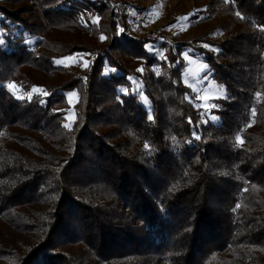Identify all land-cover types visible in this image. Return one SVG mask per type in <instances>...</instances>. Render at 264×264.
<instances>
[{"label": "trees", "instance_id": "16d2710c", "mask_svg": "<svg viewBox=\"0 0 264 264\" xmlns=\"http://www.w3.org/2000/svg\"><path fill=\"white\" fill-rule=\"evenodd\" d=\"M110 1L0 0V264H264V0L205 1L195 19L221 38L175 46L129 37ZM102 35L88 70L58 79L55 57L85 50L60 38ZM185 46L225 88L216 124L182 82ZM11 81L47 95L17 100Z\"/></svg>", "mask_w": 264, "mask_h": 264}, {"label": "rangeland", "instance_id": "374dc122", "mask_svg": "<svg viewBox=\"0 0 264 264\" xmlns=\"http://www.w3.org/2000/svg\"><path fill=\"white\" fill-rule=\"evenodd\" d=\"M205 1L208 0H133L135 8L132 16L130 18H125V32L129 37L135 39L158 38L161 40L160 42H165L171 46L191 43L197 37L203 39H208V36L210 35L218 37L217 33L213 32L215 28L214 22L206 24L198 18L195 19L199 9H201L202 4H204ZM13 9H18V6H15ZM139 13H144V17L141 20H138ZM115 14L121 15L120 13ZM22 17L25 18V16ZM182 17H186L187 19H180ZM92 21L97 22L98 19L93 18ZM120 29L121 28H118L116 31L117 35H120ZM60 39L63 40V42H66L65 44L77 45L85 49L84 51H77L67 56L55 57L54 64L64 69V72L58 76V79H63L65 81L71 79V77H74L77 74L87 71L91 61L96 56L94 49H101L106 41L105 39L103 41L100 40L97 45H93L84 38L77 40L64 36ZM198 47L213 52L216 51L213 46L205 43H199ZM146 49L150 54H153L158 59L164 58V51L159 48L158 44L147 45ZM180 51V59L183 63L182 82L191 90L192 96L190 101L201 111L200 122L203 125L208 123L216 124L219 121V116L215 113V110L218 108L216 100L224 99L226 97L225 88L223 87V93L219 91V88L222 85L212 79V73L209 72L208 66L203 62V57L193 50V48L185 46L182 47ZM43 52V50L40 51V53ZM184 55H187L189 60L186 61L184 59ZM69 57H72V59H69ZM189 61H191V63ZM85 64L87 67H85ZM135 68L137 72L144 73V62L139 61L135 65ZM107 71L108 69L106 72ZM197 73L198 75H194ZM55 77H57V73L46 76L44 80L42 79V82L46 86H55ZM129 81L131 83L129 90L130 93L135 95L141 105L149 114H151L150 102L148 101L147 104L144 103V98H146V96L144 94L141 81L136 76L129 77ZM9 84L15 85V87L9 88ZM4 86L6 90L17 100L30 99L34 95L45 96L44 93H46L43 87H32L29 92H23L14 81H11ZM33 89H36V91H33ZM71 93H76V95L72 97V103L69 104L68 96ZM120 93L126 94L128 91L124 88H120ZM65 95L67 98L68 109L64 116L63 125L69 123L71 127L73 122L65 119V117L74 116L75 118L74 106L78 101L79 95L77 91H71ZM205 95L218 98L210 99L205 102L202 99ZM213 105L215 107H212ZM211 117H216V119L213 120ZM78 248V246H66L62 249V251L68 257H80L81 252L78 251Z\"/></svg>", "mask_w": 264, "mask_h": 264}, {"label": "snow or ice", "instance_id": "6c2138e0", "mask_svg": "<svg viewBox=\"0 0 264 264\" xmlns=\"http://www.w3.org/2000/svg\"><path fill=\"white\" fill-rule=\"evenodd\" d=\"M225 2L227 3V0H225ZM237 15L239 16L240 14L237 13ZM241 18H243V17H241ZM180 19H187V18H186V17H182V18H180ZM120 31H123V29H120ZM100 39L103 41V40L105 39V37L102 35V36L100 37ZM69 59H72V57H69ZM184 59L187 61V60H189V57H188L187 55H184ZM189 62L191 63V61H189ZM85 67H87L86 64H85ZM202 67H203V66H202ZM138 71H141V70H138ZM157 75H159V72H157ZM194 75H198V73H197V74H194ZM8 87H9V88H14L15 85L9 84ZM33 91H36V89H33ZM219 91H220L221 93H223V91H224L223 86H220ZM44 94L47 95V93H44ZM75 95H76V93H71V94H69V96H68V102H69V104L72 103V97H74ZM257 96H259V94H257ZM214 98H218V97H210V96H207V95H205V96L202 97L203 101H205V102L208 101V100H210V99H214ZM144 103H145V104L148 103V100H147L146 98H144ZM212 107H215V106L213 105ZM252 114H253V116L255 115V110H253V113H252ZM65 119H68V120L74 122V119H75V118H74V116H66ZM149 119H152L151 114L149 115ZM211 119L215 120L216 117H211ZM190 122H191V121H190ZM63 126H64L65 128H69V129H70V124H69V123H66V124H64ZM197 138H198V137H197ZM236 141H237L238 143H243V141L241 140V138H240L239 135L236 137ZM148 148H149V145L146 143V144H145V149H148Z\"/></svg>", "mask_w": 264, "mask_h": 264}, {"label": "built area", "instance_id": "2783aa9c", "mask_svg": "<svg viewBox=\"0 0 264 264\" xmlns=\"http://www.w3.org/2000/svg\"><path fill=\"white\" fill-rule=\"evenodd\" d=\"M133 0H111L110 7L115 13H120L125 18H130L134 12ZM144 17V13L138 14V20Z\"/></svg>", "mask_w": 264, "mask_h": 264}]
</instances>
